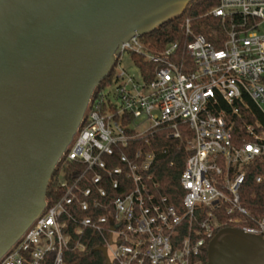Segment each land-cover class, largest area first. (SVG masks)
Instances as JSON below:
<instances>
[{
    "label": "built area",
    "instance_id": "obj_1",
    "mask_svg": "<svg viewBox=\"0 0 264 264\" xmlns=\"http://www.w3.org/2000/svg\"><path fill=\"white\" fill-rule=\"evenodd\" d=\"M206 14L219 20L220 47L194 32L190 18L184 42L156 51L140 35L123 43L115 65L127 51L154 66L132 59L138 76L115 69L114 99L103 89L91 100L62 158L85 170L69 181L61 168L64 193L47 201L0 264H69L66 255L86 248L87 230L105 241L111 264H202L223 227L264 236V211L240 196L251 169L264 182V0H219ZM158 130L189 152L180 207L152 172Z\"/></svg>",
    "mask_w": 264,
    "mask_h": 264
},
{
    "label": "water",
    "instance_id": "obj_2",
    "mask_svg": "<svg viewBox=\"0 0 264 264\" xmlns=\"http://www.w3.org/2000/svg\"><path fill=\"white\" fill-rule=\"evenodd\" d=\"M193 0H0V259L47 204L50 181L124 42ZM107 264V248L101 246ZM204 264H264V236L223 227Z\"/></svg>",
    "mask_w": 264,
    "mask_h": 264
},
{
    "label": "trees",
    "instance_id": "obj_3",
    "mask_svg": "<svg viewBox=\"0 0 264 264\" xmlns=\"http://www.w3.org/2000/svg\"><path fill=\"white\" fill-rule=\"evenodd\" d=\"M218 3L219 0H193L182 15L171 19L155 31L139 37L149 51L161 50L173 41L184 42L186 37L184 36L183 24L185 19L190 18L194 32L204 35L217 47H220L221 45L215 40V32L218 31L219 20L206 14ZM131 58L143 69L154 66L142 55L133 53ZM114 72L115 68L97 87L92 99L100 96L101 91L112 81ZM146 79L151 78L146 77ZM150 140L157 151V158L152 172L155 180L159 182V192L167 195L173 204L180 207L184 194L180 184V174L184 169L189 152L183 145L180 146L179 140L169 136V133L164 130L156 131L150 136ZM165 149H167V152H164ZM61 168L64 171L65 179L72 181L85 170L86 166L75 161L65 162L63 159L57 166L47 190L46 199L49 203L54 202L64 193L65 188L59 183ZM257 173L258 171L254 169L248 171L246 180L240 190L242 204L254 213L264 211V182L257 183L255 181ZM81 241L86 248L83 251L77 250L66 255L69 264H107L104 253L98 250L99 247L104 246L105 241L97 233L87 230L82 235ZM201 258L202 264L206 263L207 248H205Z\"/></svg>",
    "mask_w": 264,
    "mask_h": 264
},
{
    "label": "rangeland",
    "instance_id": "obj_4",
    "mask_svg": "<svg viewBox=\"0 0 264 264\" xmlns=\"http://www.w3.org/2000/svg\"><path fill=\"white\" fill-rule=\"evenodd\" d=\"M264 32V25L261 29ZM124 69L129 74H134L138 76V68L131 58V54L127 51L123 52L121 55L120 65H115V69ZM106 99H114L116 93V83L113 81L110 85H107L103 90Z\"/></svg>",
    "mask_w": 264,
    "mask_h": 264
}]
</instances>
